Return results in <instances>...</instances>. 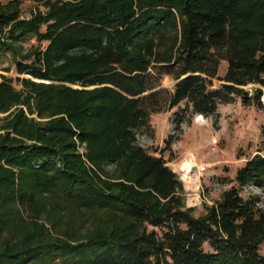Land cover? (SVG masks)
Wrapping results in <instances>:
<instances>
[{
  "label": "trees",
  "instance_id": "1",
  "mask_svg": "<svg viewBox=\"0 0 264 264\" xmlns=\"http://www.w3.org/2000/svg\"><path fill=\"white\" fill-rule=\"evenodd\" d=\"M25 1L0 0L19 74L0 73V264H264V208L242 195L264 191V127L200 215L138 138L160 112L171 149L195 115L264 109V0H28V17Z\"/></svg>",
  "mask_w": 264,
  "mask_h": 264
},
{
  "label": "rangeland",
  "instance_id": "2",
  "mask_svg": "<svg viewBox=\"0 0 264 264\" xmlns=\"http://www.w3.org/2000/svg\"><path fill=\"white\" fill-rule=\"evenodd\" d=\"M37 6L36 3L25 1L23 4L24 16ZM24 44L25 53L33 47L44 48L47 42L39 43L35 38H30ZM32 47V48H33ZM9 68L0 73L14 79L19 76L16 71L13 55L7 53L0 61V68ZM227 69V62L223 61L220 74ZM20 77L29 78V75ZM215 85L220 82L215 80ZM176 81L169 76L163 79V87L172 89ZM17 88H21L18 80L14 81ZM73 87H81L71 84ZM264 101V96L262 98ZM173 111L160 112L152 115V126L155 136L139 133L140 143L151 153L161 154L168 160V165L177 173L182 181L186 193L187 206L195 208V215L204 213L206 204H213L220 198L222 192L234 182L237 170L246 161L255 155L262 143L264 127V109L254 105H246L241 98L233 102L222 104L218 109L217 117H203L195 115L190 123L183 124V131L179 140L175 141L171 149L166 145V139L173 134ZM215 146V150L212 147ZM190 161L195 167L191 173L192 181L183 179V164ZM205 166L204 171L197 168ZM194 181V182H193ZM244 198H257V206L264 208V191L254 185H249L242 190ZM264 254V242L261 245Z\"/></svg>",
  "mask_w": 264,
  "mask_h": 264
},
{
  "label": "bare ground",
  "instance_id": "3",
  "mask_svg": "<svg viewBox=\"0 0 264 264\" xmlns=\"http://www.w3.org/2000/svg\"><path fill=\"white\" fill-rule=\"evenodd\" d=\"M193 167L195 166L190 161L185 162L182 167L183 179L188 183L192 181L191 173L193 171Z\"/></svg>",
  "mask_w": 264,
  "mask_h": 264
},
{
  "label": "built area",
  "instance_id": "4",
  "mask_svg": "<svg viewBox=\"0 0 264 264\" xmlns=\"http://www.w3.org/2000/svg\"><path fill=\"white\" fill-rule=\"evenodd\" d=\"M198 118H199V115H198ZM212 149L215 150V146H213ZM197 168L199 169L200 172L206 169L205 166H201V167L197 166Z\"/></svg>",
  "mask_w": 264,
  "mask_h": 264
},
{
  "label": "crops",
  "instance_id": "5",
  "mask_svg": "<svg viewBox=\"0 0 264 264\" xmlns=\"http://www.w3.org/2000/svg\"><path fill=\"white\" fill-rule=\"evenodd\" d=\"M2 1H7V0H2Z\"/></svg>",
  "mask_w": 264,
  "mask_h": 264
}]
</instances>
